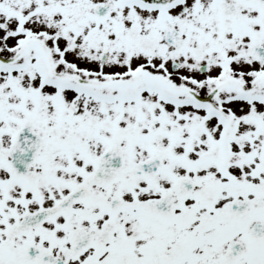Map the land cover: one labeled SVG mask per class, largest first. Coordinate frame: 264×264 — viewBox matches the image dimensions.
Returning <instances> with one entry per match:
<instances>
[{
    "label": "snow or ice",
    "instance_id": "obj_1",
    "mask_svg": "<svg viewBox=\"0 0 264 264\" xmlns=\"http://www.w3.org/2000/svg\"><path fill=\"white\" fill-rule=\"evenodd\" d=\"M0 264H264V0H0Z\"/></svg>",
    "mask_w": 264,
    "mask_h": 264
}]
</instances>
